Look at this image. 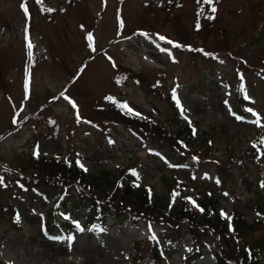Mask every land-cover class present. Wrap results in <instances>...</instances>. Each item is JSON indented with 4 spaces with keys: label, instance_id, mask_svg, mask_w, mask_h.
Listing matches in <instances>:
<instances>
[{
    "label": "rangeland",
    "instance_id": "obj_1",
    "mask_svg": "<svg viewBox=\"0 0 264 264\" xmlns=\"http://www.w3.org/2000/svg\"><path fill=\"white\" fill-rule=\"evenodd\" d=\"M159 2L166 0H0V205L7 207H0V264H135L139 249L147 256L148 235L156 243L161 240L160 227L151 233L144 222L131 221L113 224L109 220L103 230L67 231L61 225L49 232L45 228L48 203L11 186L17 168L30 154L73 156L87 172L107 167L112 176L132 166L135 184L152 196L172 193L177 199L185 193L210 194L219 200L224 217L238 208L249 223L261 220L251 207L256 202L264 207V155L254 163H235L226 174H219L218 168H227L228 155H241L253 137L264 149L263 82L254 64L243 60L264 56V40L251 36L264 20V0H216V19L225 33L205 41L222 50L236 45L232 52L238 58L223 51L214 59L176 49L178 40L170 44L159 39L163 33L173 35L177 26L188 33L184 38L197 36L189 2L171 11L177 16L166 18ZM46 5L55 12L47 15ZM123 26H153L163 33L127 37L120 34ZM89 34L92 40L87 41ZM107 55L145 77L136 83ZM241 93L248 97L242 103L245 107L240 106ZM110 97L124 100L134 114L155 121L174 122L177 117L191 124L194 132L212 131L213 145H198L205 160L183 162L175 159V151H168L169 166L160 162L158 154L148 156L149 146H141L122 127L109 126L107 136L101 126L82 118L79 122L77 116L94 117L99 104ZM48 104L44 119L51 117L52 126L40 119ZM235 108L253 119L238 121ZM249 108L258 114L259 123ZM209 157L221 160V166ZM58 217L60 224V217L83 223L85 213L65 214L60 209ZM187 241L167 252L165 264H180ZM213 254L214 245L196 264H215ZM259 260L264 264V250Z\"/></svg>",
    "mask_w": 264,
    "mask_h": 264
},
{
    "label": "trees",
    "instance_id": "obj_2",
    "mask_svg": "<svg viewBox=\"0 0 264 264\" xmlns=\"http://www.w3.org/2000/svg\"><path fill=\"white\" fill-rule=\"evenodd\" d=\"M184 2H189L192 7L193 28L197 32L195 40L184 38L188 33H183L178 26L174 29L173 35L156 32L158 29L153 26L149 28L124 26L121 32L126 36L132 35L136 29L143 30L147 36L163 33V37L168 41H179L176 45L180 46L176 49L185 50L191 54L199 52L202 57L210 59L226 51L229 55L238 58L232 52L236 50V45L235 48H223L222 50L214 48L205 41V37L211 35L210 38L214 39L217 33H225L219 27L220 22L217 20L219 9L216 0H213L212 4L205 3L204 0H166V3L159 2L158 8L165 13L164 18L174 17L178 12L170 14L171 11L174 8L181 10ZM70 3L73 2L70 1ZM212 7L216 8L215 13L211 11ZM55 10L53 6H49L46 13L51 15ZM256 29L257 33L251 36L258 38L257 41L264 40V20L260 19ZM243 60L254 64L253 66L261 75L260 82H263L261 86L264 89V56L254 60ZM116 68L136 83L141 82V79L145 77L142 73L133 71L121 63H117ZM239 97L241 98L240 106L245 107V104H242L244 95L241 93ZM115 99V97H110L102 101L94 117L90 119L83 117L89 120L90 124L104 127L106 132L109 126L124 128L128 134L140 141L141 146L147 145L159 152V160L164 164H169L168 151H175L176 160L188 159L196 164L205 160L198 145L205 143L207 147H211L213 145L212 131L194 132L192 125L181 122L177 117H174L175 121L172 122L169 118H160L155 121L150 116L135 115L124 107L123 100ZM47 108H43L40 114L47 113L49 110ZM241 109L244 110V108ZM244 116L250 118L248 114ZM41 120L44 125L48 123L52 126L51 117L48 121L44 117H41ZM263 153V145L258 138H252L241 155L236 156L230 153L225 160L228 167H219L218 172L219 174L229 173L230 169H234L235 163H254ZM210 160L221 166V160L212 157ZM111 176V169L107 167L97 169L93 173L83 170L74 157L30 154L25 164L17 168L14 187L20 192L30 193L31 199L41 200L40 197H44L48 201L45 227L49 232L61 225L67 229L74 227L73 223L63 221L61 218L63 224L59 223V209L84 212V226L87 227L101 229L105 227L107 220L113 221V224H123L126 221L136 224L138 221H145L160 226L162 228L161 244L157 245L150 240L152 243L148 248V253H145L147 256H142L141 251L143 250L139 249L140 255L138 259L134 258L135 264H165L167 252L182 245L185 238H188V241L186 250L181 254V264H196L204 260L210 245H214V254L211 258L215 264H259V256L264 250V232L258 235L256 232L261 229L262 225L264 226L262 204L256 202L251 207L260 213L261 220L249 223L246 221L244 212L238 208L228 218L222 216L219 210V200L213 195L189 196L185 193L186 195H180L177 199L170 193L169 195L152 196L144 186L135 184L137 177L132 166L120 168ZM0 207L7 209L5 206L0 205ZM261 231H264V228Z\"/></svg>",
    "mask_w": 264,
    "mask_h": 264
},
{
    "label": "snow or ice",
    "instance_id": "obj_3",
    "mask_svg": "<svg viewBox=\"0 0 264 264\" xmlns=\"http://www.w3.org/2000/svg\"><path fill=\"white\" fill-rule=\"evenodd\" d=\"M204 2H205V3H208V4H212V3H213V0H204ZM24 10H25V12L27 13L28 9H27L26 7H25ZM49 11H51V9H49ZM211 11H212L213 13H215V12H216V8H215V7H212V8H211ZM145 35H146V34H145ZM88 39H89V40H92V36H91V34H89ZM159 39H160V40H165L166 38L163 37V36H160ZM167 42L170 43V44L173 43L172 41H167ZM174 46L179 47L180 45H174ZM28 47L31 48V47H32V44L29 43V44H28ZM30 55H31V53H30ZM65 98L67 99V97H65ZM245 98L248 99L247 95L245 96ZM73 107H74V108L76 107V105H75L74 102H73ZM124 107H127V105H124ZM129 110H130V109H129ZM130 111H131V110H130ZM247 111L250 112L253 116H257V120L254 121V122H255V123H259V117H258V114L255 113L251 108L247 109ZM137 115H139V114L137 113ZM239 119H243V117H239ZM14 123H15V121H14ZM0 181H2V178H0ZM261 186L264 187V184H262ZM174 195H175V194H174ZM201 211H203V209H201ZM221 215H222V216H226V214L223 213V212L221 213ZM229 219H230V217H229ZM77 227H79V226L77 225ZM153 238H155V237H153Z\"/></svg>",
    "mask_w": 264,
    "mask_h": 264
}]
</instances>
